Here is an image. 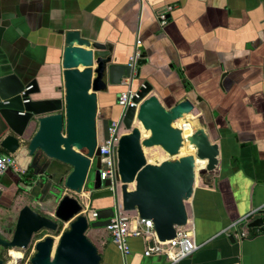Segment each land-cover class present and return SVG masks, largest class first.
Returning a JSON list of instances; mask_svg holds the SVG:
<instances>
[{"label":"crops","instance_id":"obj_1","mask_svg":"<svg viewBox=\"0 0 264 264\" xmlns=\"http://www.w3.org/2000/svg\"><path fill=\"white\" fill-rule=\"evenodd\" d=\"M166 9L167 22L160 27L155 12ZM5 14L13 16L5 19ZM68 30L108 46L120 63H128L139 40L147 60L139 67L140 81L148 82L165 106L189 98L194 116L204 117L219 143L217 186L196 181L185 202L187 227L194 241L203 243L176 264H264V225L247 228L252 218L232 228L264 208V0H0V77L14 73L24 84L35 79L40 97L58 96V32ZM106 96L102 105H115L114 96ZM2 128L0 122L1 138L9 134H1ZM13 156L25 173L9 169L0 176V215L8 212V220L26 204L21 193L29 189L30 177L47 165L43 159L32 163L25 153ZM107 200L95 202L109 206ZM126 215L133 224L137 212ZM97 232L100 264H170L163 255L145 256L141 237L128 238L124 260L111 238Z\"/></svg>","mask_w":264,"mask_h":264},{"label":"water","instance_id":"obj_2","mask_svg":"<svg viewBox=\"0 0 264 264\" xmlns=\"http://www.w3.org/2000/svg\"><path fill=\"white\" fill-rule=\"evenodd\" d=\"M12 16L5 14L4 18ZM58 34L62 43L59 62L62 84L58 96L40 97L35 79L24 84L14 73L0 77L1 134L9 133L0 137V157L6 153H25L32 163L43 159L47 164L43 173L30 177L26 184L29 189L23 188L21 195L27 202L16 217L4 222L5 234L0 229V250L26 249L33 235L48 231L55 236L48 235L35 244L30 264H100L101 256L85 233L89 227L106 228L119 207L126 213L137 212L142 220H151L159 242L175 239L176 228L189 224L185 202L193 195L196 181L207 188L217 186L219 143L211 138L203 116H192L195 106L189 98L165 106L151 94L152 86L140 81L139 67L147 64L142 54L131 86L133 91L141 84L144 88L134 99L140 103L136 114L135 108L124 113L123 123L129 132L118 143L120 191L112 193L108 189L110 182L99 178V150L92 160L95 171L89 174L90 159L97 142L102 144L108 138L109 123L118 118L112 120L111 116L117 113L116 98L128 89L120 82L130 76V68L128 63L112 57L108 46L84 38L77 30ZM106 95L114 96L115 105H102V97ZM187 115L191 118L184 119ZM179 119L190 125L192 134L183 137L182 131L174 126ZM134 120L149 132L148 137L142 138L140 129L132 127ZM183 143L191 146L194 153L178 156ZM153 147L176 158L158 165L148 164L143 148ZM197 161L205 164L197 165ZM130 185L133 187L129 188ZM85 192L87 199L82 197ZM105 199H112V205L96 206L95 201ZM88 211L95 212L94 220L89 219ZM7 213L0 215L1 219ZM65 224L68 227L61 231ZM263 225L264 208H260L247 228ZM146 241L152 248V239ZM230 241L233 242L232 237Z\"/></svg>","mask_w":264,"mask_h":264},{"label":"built area","instance_id":"obj_3","mask_svg":"<svg viewBox=\"0 0 264 264\" xmlns=\"http://www.w3.org/2000/svg\"><path fill=\"white\" fill-rule=\"evenodd\" d=\"M143 2V0H140ZM168 9L155 12L156 19L159 22L160 27L166 25V13ZM141 42L136 40L135 49L132 56L128 59L127 66L130 68V76L121 80V86H127L128 89L121 92L116 98V105L121 109L118 118L111 121L108 125V138L99 144L97 142L94 155L90 161L92 162L95 158V153L99 150L100 165L99 178L102 182L108 180L110 186L108 189L115 193L117 190L120 191V180L117 171V148L118 143L122 135L128 133L123 123L124 113L129 108H135V114L137 112L140 103H135L134 99L138 97L137 92L140 88H144L141 84L137 90H132V82L136 78V73L138 71V61L141 59ZM26 102V101H24ZM135 118V115H134ZM136 121V120H134ZM186 123V122H185ZM188 124V123H187ZM190 126V125H189ZM134 127V126H132ZM191 128V127H190ZM12 169L16 173L24 174V170L18 169L15 164L14 156L11 154H3L0 157V176H2L7 170ZM2 189L0 186V195ZM88 193V192H87ZM83 197L88 198L83 194ZM88 205V204H86ZM258 210L251 212V214L244 217L232 225V228H236L239 225H244L248 220L252 219ZM126 212L122 211V208H117L114 217L110 220V224L105 228L110 235L111 242L119 251L121 257L125 260L130 254V249L128 246V238L141 237L145 243L147 239L151 238L153 241V247L149 248L148 245L144 252L145 256L151 255H163L170 264H176L183 259L190 257L195 251L198 250L200 245H197L193 238V233L186 227L176 228V237L173 240L161 243L157 240L156 234L153 228L151 220H142L138 217L133 220L131 224V218H129ZM253 216V217H252ZM88 217L90 220L96 218L94 211H88Z\"/></svg>","mask_w":264,"mask_h":264},{"label":"rangeland","instance_id":"obj_4","mask_svg":"<svg viewBox=\"0 0 264 264\" xmlns=\"http://www.w3.org/2000/svg\"><path fill=\"white\" fill-rule=\"evenodd\" d=\"M118 113H116V115L114 116H111V119L114 120L118 117L117 115ZM194 116V115H192ZM175 123V122H174ZM141 125V124H140ZM136 126V124L134 125ZM176 127V125H174ZM99 138L101 139V133H100V136ZM188 146V145H187ZM144 156H145V159H146V162L148 164H152V165H158L160 164L162 161L164 160H173L175 159L176 157H169L165 152H163V150L161 148H152V149H144ZM95 162L93 161L91 166H90V169H89V174L91 172H94L95 171ZM90 186V183H88L86 186H85V189L87 190ZM83 200V203H86V199H82ZM107 201H109V204L112 205V199H108ZM96 203V206L98 205L97 202ZM7 219L4 217V219H1L0 217V229L1 231L5 234V230H4V222L6 221ZM68 227L67 224L63 225L62 228H61V231H63L65 228ZM188 228V227H186ZM91 230H95V232L100 231L101 233L104 234V238L105 240H109L110 241V236L108 235L109 233L108 232H105V228L103 229H92V228H88L87 232L85 233L86 237L90 240V242L95 246V243L94 241H96V236L98 237V232L95 233L94 231H91ZM45 235H52V236H55V234L53 233H50L48 231H41L35 235H33L32 237V240L30 242V244L28 245V247L26 249H4V250H0V258L3 260V264H12V261L14 260V253L17 251L18 254H19V257H18V261H17V264H30V258L32 257V255L34 254V246L35 244L40 241V239H42ZM96 247V246H95Z\"/></svg>","mask_w":264,"mask_h":264},{"label":"bare ground","instance_id":"obj_5","mask_svg":"<svg viewBox=\"0 0 264 264\" xmlns=\"http://www.w3.org/2000/svg\"><path fill=\"white\" fill-rule=\"evenodd\" d=\"M187 118L189 119V118H190V115H187L184 119H187ZM184 119H179L178 121H176V122L174 123V125H176V128H178V129H180V130L182 131V133H183V137H186V136H189L190 134H187L185 129H186V128H190V126H189V124L185 123ZM135 124H136V126H134ZM133 126H134V127H138V128L140 129L142 138H146V137L149 136V132L144 131V130L142 129L140 123H139L138 121H134V122H133ZM190 129H191V128H190ZM191 134H192V132H191ZM187 145H188L187 143H183V146L181 147L178 156H185V155H183V154H184L186 151H188V150H193V148H192L191 146H189V145L187 146ZM153 148H155V147H153ZM157 148H159V147H157ZM144 149H152V148H143V151H144ZM187 155H188V154H187ZM196 164H197V163H196ZM132 187H133L132 185L129 186V188H132ZM57 238H58V237L55 238V245H56V242H57V240H56ZM18 257H19V254H18V252L16 251V252L14 253V260L12 261V264H17Z\"/></svg>","mask_w":264,"mask_h":264},{"label":"flooded vegetation","instance_id":"obj_6","mask_svg":"<svg viewBox=\"0 0 264 264\" xmlns=\"http://www.w3.org/2000/svg\"><path fill=\"white\" fill-rule=\"evenodd\" d=\"M194 115V114H193ZM199 116V115H198ZM202 116V115H201ZM204 118V117H203Z\"/></svg>","mask_w":264,"mask_h":264}]
</instances>
